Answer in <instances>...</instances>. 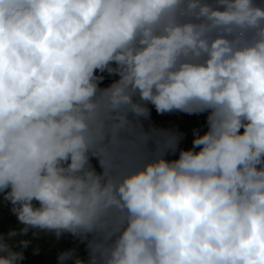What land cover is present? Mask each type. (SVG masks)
<instances>
[{
    "label": "clouds",
    "instance_id": "1",
    "mask_svg": "<svg viewBox=\"0 0 264 264\" xmlns=\"http://www.w3.org/2000/svg\"><path fill=\"white\" fill-rule=\"evenodd\" d=\"M0 196V264H264V0H0Z\"/></svg>",
    "mask_w": 264,
    "mask_h": 264
},
{
    "label": "crops",
    "instance_id": "2",
    "mask_svg": "<svg viewBox=\"0 0 264 264\" xmlns=\"http://www.w3.org/2000/svg\"><path fill=\"white\" fill-rule=\"evenodd\" d=\"M105 75V79L101 86H107L112 82L115 77ZM151 122L157 127L170 129L175 132L182 134L179 147L190 148L192 146V140L194 138V130H199L201 134L206 131V121L200 115H189L182 112H172L163 115L157 114L155 109L151 110ZM178 156V153L176 154ZM174 158V157H171ZM11 205L3 201L0 196V233L7 234L10 230H18L21 225L18 223L17 218L10 211ZM44 234L43 232H40ZM28 235V234H27ZM27 235L24 237L17 236L14 238L15 241L20 239H27ZM24 249L23 251H27ZM75 249L76 252L83 257L86 253L85 246L78 240L74 239L70 235H65L59 239L53 252L46 254L41 264H59L58 256L60 253Z\"/></svg>",
    "mask_w": 264,
    "mask_h": 264
},
{
    "label": "built area",
    "instance_id": "3",
    "mask_svg": "<svg viewBox=\"0 0 264 264\" xmlns=\"http://www.w3.org/2000/svg\"><path fill=\"white\" fill-rule=\"evenodd\" d=\"M27 239L31 241V244L29 246L30 248L24 252L25 259L21 264H41L44 256L53 252L59 241L54 234H41L38 232L34 236L32 231H29ZM34 249H38V253H34Z\"/></svg>",
    "mask_w": 264,
    "mask_h": 264
},
{
    "label": "trees",
    "instance_id": "4",
    "mask_svg": "<svg viewBox=\"0 0 264 264\" xmlns=\"http://www.w3.org/2000/svg\"><path fill=\"white\" fill-rule=\"evenodd\" d=\"M205 121H206V115L207 114H199ZM86 256V253L84 254V256L83 257H85Z\"/></svg>",
    "mask_w": 264,
    "mask_h": 264
}]
</instances>
